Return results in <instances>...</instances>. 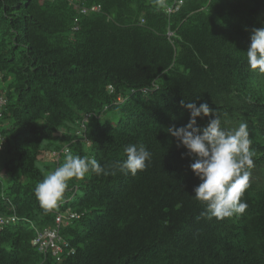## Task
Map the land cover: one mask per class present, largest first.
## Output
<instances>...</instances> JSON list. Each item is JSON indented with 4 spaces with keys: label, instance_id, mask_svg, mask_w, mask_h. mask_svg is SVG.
Returning <instances> with one entry per match:
<instances>
[{
    "label": "trees",
    "instance_id": "obj_1",
    "mask_svg": "<svg viewBox=\"0 0 264 264\" xmlns=\"http://www.w3.org/2000/svg\"><path fill=\"white\" fill-rule=\"evenodd\" d=\"M261 27L264 0H0V264H264V73L246 58ZM182 100L247 124L244 213L197 219L193 158L167 133ZM128 144L151 152L136 175L117 166ZM65 149L108 174L46 208L35 187ZM56 225L59 259L32 243Z\"/></svg>",
    "mask_w": 264,
    "mask_h": 264
},
{
    "label": "clouds",
    "instance_id": "obj_2",
    "mask_svg": "<svg viewBox=\"0 0 264 264\" xmlns=\"http://www.w3.org/2000/svg\"><path fill=\"white\" fill-rule=\"evenodd\" d=\"M246 58L250 69L264 73V27L253 30ZM180 106L190 113L189 121L183 127L168 128L167 133L193 158L190 169L200 181L193 189V198L205 204L197 219L219 220L244 213L248 205L241 197L249 186L247 169L252 166L254 155L247 124L240 123L236 129L226 130L207 103L197 106L182 100ZM209 116L212 118L206 127H197V118ZM65 152L62 165L35 187L36 197L46 208L56 206L73 178L83 179L89 172L108 174L95 158L76 156L68 149ZM124 153L126 159L117 165L124 174L136 175L151 159V152L143 144H128Z\"/></svg>",
    "mask_w": 264,
    "mask_h": 264
},
{
    "label": "built area",
    "instance_id": "obj_3",
    "mask_svg": "<svg viewBox=\"0 0 264 264\" xmlns=\"http://www.w3.org/2000/svg\"><path fill=\"white\" fill-rule=\"evenodd\" d=\"M180 4V2H179ZM175 10L178 9V7L174 6ZM99 10V6H91L89 9L82 8V12L85 13L87 11H97ZM172 9L168 10V13L171 12ZM1 103V101H0ZM2 141H0V148H1ZM63 218H68L70 220L77 219L78 215L75 213L68 214L64 217L58 216L55 221L56 224L59 226L62 222ZM12 221H14V218H11ZM67 221V219H66ZM1 223H4L3 221H0ZM56 225L55 228H47L43 231L39 232L36 237L33 239L32 243L37 248L39 252H47L51 251L52 255L59 259L61 254H63L64 250L68 246L66 242H62L58 235V226ZM70 253H73L71 250Z\"/></svg>",
    "mask_w": 264,
    "mask_h": 264
},
{
    "label": "rangeland",
    "instance_id": "obj_4",
    "mask_svg": "<svg viewBox=\"0 0 264 264\" xmlns=\"http://www.w3.org/2000/svg\"><path fill=\"white\" fill-rule=\"evenodd\" d=\"M52 171H53V167L51 166V169H49V170H44V171H43L44 176L46 177L47 174H49V173L52 172Z\"/></svg>",
    "mask_w": 264,
    "mask_h": 264
}]
</instances>
